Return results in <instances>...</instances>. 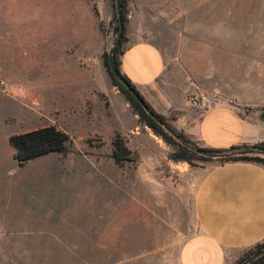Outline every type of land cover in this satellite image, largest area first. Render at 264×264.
I'll return each instance as SVG.
<instances>
[{
    "label": "crops",
    "instance_id": "obj_1",
    "mask_svg": "<svg viewBox=\"0 0 264 264\" xmlns=\"http://www.w3.org/2000/svg\"><path fill=\"white\" fill-rule=\"evenodd\" d=\"M128 13L127 20L138 17L141 26L129 31L127 21L122 71L153 109L166 118L174 116L176 128L206 148L264 143L258 32L235 35L244 40L236 42L226 41L233 38L230 33L201 43L194 37L189 61L167 59L151 41L143 13ZM99 23L88 0H63L58 11L50 0H0V79L7 84L0 90V109L6 111L5 125L25 112L51 119L48 125L67 134L59 117L68 126L133 129L138 117L103 64ZM92 51L99 55L98 68L87 61ZM194 94L211 97V107H191L188 100ZM129 113L130 125L124 122ZM12 135L5 140L10 143ZM193 210L178 264H234L264 242V165L240 161L212 167L200 182Z\"/></svg>",
    "mask_w": 264,
    "mask_h": 264
},
{
    "label": "rangeland",
    "instance_id": "obj_2",
    "mask_svg": "<svg viewBox=\"0 0 264 264\" xmlns=\"http://www.w3.org/2000/svg\"><path fill=\"white\" fill-rule=\"evenodd\" d=\"M50 1L57 11L63 5V0ZM88 2L100 21L104 52H109L117 38L111 0ZM126 3L129 15L143 13L151 41L167 59L189 61L194 37L201 43L230 33L233 38L226 41L236 42L244 40L235 35L258 32V61L264 63V0ZM137 19H129V31L141 26ZM87 57L98 68V53ZM5 112L0 109V264H178L181 242L194 222L197 189L220 160L177 165L180 162L169 158L172 147L138 116L130 131L115 124L101 130L80 121L68 126L59 117L71 138L67 153L20 167L6 135L41 128L52 120L24 112L5 125ZM130 115L124 116L128 125ZM116 133L126 138L134 163L119 166L113 160Z\"/></svg>",
    "mask_w": 264,
    "mask_h": 264
},
{
    "label": "trees",
    "instance_id": "obj_3",
    "mask_svg": "<svg viewBox=\"0 0 264 264\" xmlns=\"http://www.w3.org/2000/svg\"><path fill=\"white\" fill-rule=\"evenodd\" d=\"M113 11L115 14V32L117 38L119 36L120 23L118 13L116 11L115 0H111ZM122 12L123 21L126 26L127 24V3L126 0H122ZM99 17V13L96 12ZM126 29V28H125ZM116 38V40H117ZM127 37L124 32L120 43L114 47V60L122 73V75L129 81L132 87L138 92L140 97L149 107L153 113L151 116L140 104V102L133 96V94L116 78H114L109 71V59L108 52L103 53L104 64L107 67L109 74L111 75L112 83L118 87L121 95L130 104L135 115L139 117L142 124L149 127L157 136H160L169 146L172 147L173 152L169 155V158L174 162H187L194 166L203 162L216 161L209 156L202 153H236L239 151H257L264 152V143L255 145H235L228 149H213L206 148L192 140L183 131H180L174 125V119L166 118L159 114L152 106L146 101L142 94L137 90L133 82L124 74L122 71V55L125 53V43ZM71 138L66 132L58 129L54 125H47L35 130L14 134L10 137V144L14 148V159L18 166L23 167L29 162L45 157L51 154H62L65 155L68 151ZM112 158L119 166H125L132 164L136 161V156L133 151L128 147L126 138L116 133L112 139ZM221 164L228 162H252V163H263L264 155L257 154H243V155H232L223 159H219ZM264 249V242L258 244L254 248H251L244 253L234 264H242L246 259L251 257L257 251ZM249 264H264V255L260 258L252 261Z\"/></svg>",
    "mask_w": 264,
    "mask_h": 264
},
{
    "label": "water",
    "instance_id": "obj_4",
    "mask_svg": "<svg viewBox=\"0 0 264 264\" xmlns=\"http://www.w3.org/2000/svg\"><path fill=\"white\" fill-rule=\"evenodd\" d=\"M115 4H116V11L118 13V18H119V23H120V30H119V36L116 40V42L111 46L109 52H108V59H109V71L111 73V75L118 79L132 94L133 96L140 102V104L143 106V108L151 115L153 116V113L150 111L149 107L147 106V104L144 102V100L140 97V95L138 94V92L132 87V85L129 83V81L122 75V73L120 72L115 60H114V56H113V52H114V47L120 43L122 37L124 36V32H125V24L123 21V12H122V0H115ZM110 75V74H109ZM110 75V77H111ZM258 155H264V152H257V151H239L236 153H230V152H224V153H202L206 156L211 157L214 160H219V159H223L226 157H230L232 155H243V154H257ZM264 255V249L257 251L255 254H253L251 257H249L248 259H246L244 262H242V264H249L252 261L260 258L261 256Z\"/></svg>",
    "mask_w": 264,
    "mask_h": 264
},
{
    "label": "built area",
    "instance_id": "obj_5",
    "mask_svg": "<svg viewBox=\"0 0 264 264\" xmlns=\"http://www.w3.org/2000/svg\"><path fill=\"white\" fill-rule=\"evenodd\" d=\"M6 85V81L0 79V90L6 88ZM188 101L190 106L193 108L209 109L211 107V97L204 94L190 95Z\"/></svg>",
    "mask_w": 264,
    "mask_h": 264
},
{
    "label": "bare ground",
    "instance_id": "obj_6",
    "mask_svg": "<svg viewBox=\"0 0 264 264\" xmlns=\"http://www.w3.org/2000/svg\"><path fill=\"white\" fill-rule=\"evenodd\" d=\"M127 190H129V189H127ZM129 192H130V190H129ZM134 193V192H133Z\"/></svg>",
    "mask_w": 264,
    "mask_h": 264
}]
</instances>
